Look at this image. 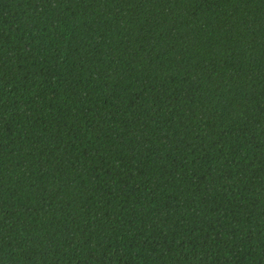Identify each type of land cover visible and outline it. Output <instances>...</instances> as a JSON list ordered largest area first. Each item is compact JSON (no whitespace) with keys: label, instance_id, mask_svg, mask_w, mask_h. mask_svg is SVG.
<instances>
[{"label":"trees","instance_id":"16d2710c","mask_svg":"<svg viewBox=\"0 0 264 264\" xmlns=\"http://www.w3.org/2000/svg\"><path fill=\"white\" fill-rule=\"evenodd\" d=\"M0 264H264V0H0Z\"/></svg>","mask_w":264,"mask_h":264}]
</instances>
